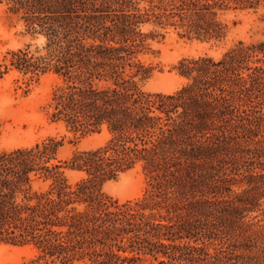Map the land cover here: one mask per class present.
<instances>
[{
    "label": "trees",
    "instance_id": "obj_1",
    "mask_svg": "<svg viewBox=\"0 0 264 264\" xmlns=\"http://www.w3.org/2000/svg\"><path fill=\"white\" fill-rule=\"evenodd\" d=\"M0 1L43 38L6 51L0 78L54 73L50 120L108 135L66 159L53 137L1 150L0 241L33 244L24 264H264V39L180 59L172 93L142 88L152 66L139 58L156 28L221 41L229 12L264 0ZM137 167L139 197L102 191Z\"/></svg>",
    "mask_w": 264,
    "mask_h": 264
},
{
    "label": "rangeland",
    "instance_id": "obj_2",
    "mask_svg": "<svg viewBox=\"0 0 264 264\" xmlns=\"http://www.w3.org/2000/svg\"><path fill=\"white\" fill-rule=\"evenodd\" d=\"M225 17L228 31L221 41H204L180 36L172 28H156V36L148 39L149 48L139 55L146 65L152 66V73L142 82V88L149 92L172 93L186 82L174 68L180 59L200 55L218 58L239 40L249 42L264 39L263 2L256 11L229 12ZM150 27L147 25L144 29L149 30ZM42 42L41 36L27 30L20 14L13 13L4 1H0V58L8 50L28 43L34 47ZM27 77L11 70L0 78V151L31 146L53 137L61 143L57 149V158L66 159L74 150L92 148L107 139L105 130L82 133L67 127L62 121H51L46 103L52 90L60 83V78L48 72L27 85ZM65 173L71 183L82 176L71 170ZM145 184L146 177L137 167L105 181L101 187L106 194L123 202L139 197ZM38 186L44 187L45 183H35V187ZM209 249L212 251L213 246ZM38 253L33 244L19 245L0 241V264H24ZM134 264L157 262L146 256Z\"/></svg>",
    "mask_w": 264,
    "mask_h": 264
}]
</instances>
